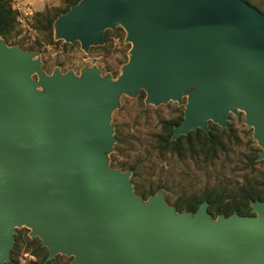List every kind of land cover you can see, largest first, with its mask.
I'll list each match as a JSON object with an SVG mask.
<instances>
[{
  "label": "water",
  "instance_id": "water-1",
  "mask_svg": "<svg viewBox=\"0 0 264 264\" xmlns=\"http://www.w3.org/2000/svg\"><path fill=\"white\" fill-rule=\"evenodd\" d=\"M121 28L128 60L47 74L37 53L0 37V264L17 229L70 264H264V200L252 216L215 219L202 202L179 212L163 192L136 195L110 167L111 114L122 95L182 105L171 141L209 123L244 124L264 161V12L243 0H79L53 23L55 41L102 46Z\"/></svg>",
  "mask_w": 264,
  "mask_h": 264
},
{
  "label": "rangeland",
  "instance_id": "rangeland-1",
  "mask_svg": "<svg viewBox=\"0 0 264 264\" xmlns=\"http://www.w3.org/2000/svg\"><path fill=\"white\" fill-rule=\"evenodd\" d=\"M7 1L17 15L15 28L17 36L12 41H18L23 48L41 44L39 50H24L19 45L11 46L37 53V58L40 59L47 74L58 69L61 73L72 72L79 76L83 68L96 67L102 76L110 75L115 79L120 74L122 65L128 60L130 44L124 42L125 32L121 28L109 30L117 33V29H121L122 32H118L116 36L111 35L102 46L94 47L96 49L91 47L88 52L81 50L78 42L66 43L67 47L62 44L48 46L43 43L42 34L35 28L36 14L60 10L64 7V0ZM251 1L264 10V0ZM139 96L140 94L136 97L122 95L118 100V107L111 114V125L116 142L113 153L109 155L110 167L111 155H114L116 161L127 169L111 168L122 172L130 171V180H132L133 172L128 167H133L136 181L146 188L160 185L161 188L157 192L162 191L164 199L169 197L171 201L191 194L200 195L208 190L229 191L248 183L264 182V161L257 160L260 148L252 140V131L244 124L242 112H239L238 117L230 115L227 122L234 127L235 135L238 137L237 143L229 146L216 159L206 161L201 157H177L171 153L159 152L155 136L161 132L164 120H172L179 115V111L183 110L185 99L182 105L168 102L153 106L145 105V94L143 99ZM23 229L27 230L19 228L17 231ZM26 233L28 235L29 230ZM24 254L33 258L29 260V264L37 262V257L29 250L20 254L19 263ZM65 258L57 264L65 262L70 264V258Z\"/></svg>",
  "mask_w": 264,
  "mask_h": 264
},
{
  "label": "trees",
  "instance_id": "trees-1",
  "mask_svg": "<svg viewBox=\"0 0 264 264\" xmlns=\"http://www.w3.org/2000/svg\"><path fill=\"white\" fill-rule=\"evenodd\" d=\"M249 5L257 8L259 11L264 12L262 8L256 5L251 0H243ZM79 0H64V7L60 10L47 11L46 13L36 14L35 28L42 34L43 43L48 46H56L62 44L67 47L68 45L62 41H55L53 38V23L56 18L68 11L71 5L78 3ZM17 22L16 12L13 10L7 0H0V37L6 42L8 46L19 45L18 41H12L16 38L15 28ZM122 32L117 29V33ZM116 32L109 30L105 31L104 40L107 42L110 36H116ZM119 34V33H118ZM41 44L38 46H29L23 48L24 50H39ZM99 48V47H97ZM96 49V48H91ZM103 49V47H101ZM140 99L144 98V92L140 93ZM183 119V110L179 111V115L172 120H164L162 122V129L159 134L155 136V143L157 149L161 153H171L177 157L188 156L190 158L201 157L206 161H213L217 156L225 152L229 146L237 143L238 137L235 135L233 125H229L228 129H221L217 125L210 123V136H207L201 130L190 132L187 136H180L176 141H171L173 127L179 125ZM111 167H120L127 169L116 161L114 155H111ZM133 172L132 183L134 184L135 193L138 196L147 199L156 194L157 190L161 188L160 185L155 187L146 188L142 183L140 184L135 180V169L128 167ZM167 203L174 206L179 212H195L199 205L206 201L208 203V212L215 219L219 215L229 217L234 213L240 216H252L250 201H263L264 200V182L257 184L241 185L229 191H215L208 190L200 195L191 194L186 197H180L171 201L169 197H165ZM27 230H18L15 235L14 247L11 251L10 261L6 264H20L19 256L23 251L31 250L37 257L35 264H57L65 257L58 256L53 260L47 261L48 252L41 246L38 239H30L27 235ZM64 264H67L65 262Z\"/></svg>",
  "mask_w": 264,
  "mask_h": 264
},
{
  "label": "built area",
  "instance_id": "built-area-1",
  "mask_svg": "<svg viewBox=\"0 0 264 264\" xmlns=\"http://www.w3.org/2000/svg\"><path fill=\"white\" fill-rule=\"evenodd\" d=\"M33 258L28 255V254H24L23 258L20 261V264H29V260H32Z\"/></svg>",
  "mask_w": 264,
  "mask_h": 264
}]
</instances>
